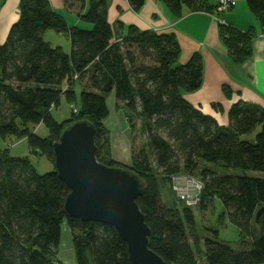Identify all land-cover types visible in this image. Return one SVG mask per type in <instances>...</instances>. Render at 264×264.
<instances>
[{"label": "trees", "instance_id": "1", "mask_svg": "<svg viewBox=\"0 0 264 264\" xmlns=\"http://www.w3.org/2000/svg\"><path fill=\"white\" fill-rule=\"evenodd\" d=\"M245 1L264 31V0ZM20 2V19L0 45V136L5 141L26 140L30 152L47 157L55 170L40 175L29 158L0 148V264H58L65 223L77 264H132L114 228L73 219L65 212L70 189L58 177L54 144L77 122L94 126L98 162L127 169L144 183L137 204L151 230L150 248L166 263L200 264L188 234L195 229L193 209L165 206L159 185L162 181L171 187L173 177L191 175L204 183L199 209L207 211L219 199L240 231L238 249L207 239L206 264H264V215L256 223L257 211L264 208V179L221 176L208 168L264 173V108L235 103L228 113L229 126H219L185 98L203 86L202 56L195 53L181 65L182 51L173 34L130 26L125 36H116L108 21L109 0H65L66 10L90 29L69 27L49 0ZM162 2L177 19L184 8L220 15L217 0ZM129 3L137 12L145 0ZM49 31L68 36L70 53L45 40ZM257 37L254 29L244 32L220 25V38L237 66L250 60ZM224 92L229 95L228 89ZM111 95L117 109H126L131 131L136 132L138 122L147 137L146 145L132 146L130 166L110 153L106 122ZM63 98L72 113L59 123L52 110ZM42 125L48 137L35 132ZM253 135L254 140L247 139Z\"/></svg>", "mask_w": 264, "mask_h": 264}, {"label": "crops", "instance_id": "2", "mask_svg": "<svg viewBox=\"0 0 264 264\" xmlns=\"http://www.w3.org/2000/svg\"><path fill=\"white\" fill-rule=\"evenodd\" d=\"M49 1L52 9L66 18L69 27L89 28L75 14L66 10L65 0ZM233 1L236 6L219 16L191 13L184 8L182 18L177 19L162 0H145L142 9L137 12L131 8L129 0H109L108 21L116 36H125L130 26L141 31H154L158 35L173 34L182 51L181 65L199 53L204 61L203 86L195 93H186L185 98L206 116H212L219 126L228 127V113L235 103L243 101L264 108L263 27L249 6L239 0ZM20 3V0H0V45L5 44L11 28L20 19ZM219 19L224 25L244 32L255 30L258 37L253 43V55L248 62L239 66L233 63L220 38ZM70 51L71 44L66 53ZM225 88L229 95L224 92ZM107 104L110 109L106 122V129L110 133V153L117 162L130 166L133 132L126 118L127 111L122 105L117 109L115 95L108 97Z\"/></svg>", "mask_w": 264, "mask_h": 264}, {"label": "water", "instance_id": "3", "mask_svg": "<svg viewBox=\"0 0 264 264\" xmlns=\"http://www.w3.org/2000/svg\"><path fill=\"white\" fill-rule=\"evenodd\" d=\"M95 134L89 122H77L54 144L58 177L70 189L67 216L114 228L126 243L132 264H168L150 248L151 230L137 204L144 183L127 169L98 162ZM263 215L260 208L256 223Z\"/></svg>", "mask_w": 264, "mask_h": 264}, {"label": "rangeland", "instance_id": "4", "mask_svg": "<svg viewBox=\"0 0 264 264\" xmlns=\"http://www.w3.org/2000/svg\"><path fill=\"white\" fill-rule=\"evenodd\" d=\"M246 3L245 0H239ZM83 23V22H82ZM83 25H87L83 23ZM90 28V26H89ZM88 28V29H89ZM45 40L50 42L54 47H62L65 52L70 50V41L67 35L60 34L57 35L53 32H48L45 35ZM86 83V82H85ZM84 83V84H85ZM83 86V85H81ZM77 93L80 94L82 88L80 84H76L75 88ZM72 107H70L67 101L63 98L62 103L59 108L52 110L54 118L59 123L64 120L70 118L72 113ZM136 132L132 133V146L140 148L143 144H147L146 135L140 130V123L137 122ZM39 137H48V130L44 125L39 126L36 131ZM248 139L254 140V135L251 137H247ZM0 148L2 149H10V153L14 157H27L30 159L32 164L40 175H44L46 173L54 172L55 168L49 159L45 156L40 157L30 152V148L27 144L26 140L18 141L14 137H9L6 141L3 140L0 136ZM215 172H218L219 175H238V176H248V177H259L264 179V173L261 172H251V171H240V170H226L219 169L213 165L208 166ZM161 188V196L163 198V203L165 206L170 207H185L183 203L176 200V196L171 190L170 185L164 184L162 181L159 183ZM196 217V224L194 226V230H188V234L193 243L194 250L197 252V258L200 264H206L205 261V252L204 243L207 239L210 240H218L220 242L229 243L234 249H238L241 246L240 240V231L230 222V217L227 214V210L224 205H222L219 199H214L212 204H210L207 211H202L199 208L193 210ZM62 238L59 247L58 253V264H77V259L75 256L74 245H72V234H70L69 227L65 223L62 227ZM199 242V245L196 244Z\"/></svg>", "mask_w": 264, "mask_h": 264}, {"label": "built area", "instance_id": "5", "mask_svg": "<svg viewBox=\"0 0 264 264\" xmlns=\"http://www.w3.org/2000/svg\"><path fill=\"white\" fill-rule=\"evenodd\" d=\"M217 5L216 12L220 15L236 6L233 0H218ZM171 185L177 201L183 203L189 209L194 210L200 207L204 189V183L201 180L191 175H177L172 178Z\"/></svg>", "mask_w": 264, "mask_h": 264}]
</instances>
